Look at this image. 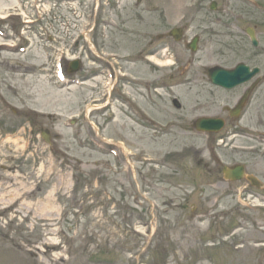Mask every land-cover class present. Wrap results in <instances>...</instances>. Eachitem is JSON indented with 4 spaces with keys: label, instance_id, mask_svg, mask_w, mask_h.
<instances>
[{
    "label": "rangeland",
    "instance_id": "rangeland-1",
    "mask_svg": "<svg viewBox=\"0 0 264 264\" xmlns=\"http://www.w3.org/2000/svg\"><path fill=\"white\" fill-rule=\"evenodd\" d=\"M63 1L19 0L16 6L3 0L0 9L5 17L0 19V233L12 239L0 259L13 264H264V244L258 243L264 240V208L252 212L227 196L220 209L235 205L237 215L210 219L200 207L205 199L201 184L192 186L186 176L190 185L185 189L177 179L172 185L148 184L144 178L150 167L144 158L179 151L181 144L172 137H151L147 123L136 128L134 116L112 98L105 109L99 108L105 91L112 89V94L126 92L146 112L170 122L178 123L184 114L185 122L204 114L224 117L215 106L234 101L244 87L214 92L201 74L207 67L245 62L259 66L264 80V0ZM213 2L214 13L208 10ZM183 16L185 42L201 37L197 53L174 44L178 64L185 50V66L193 77L185 80L193 82L185 86V110L175 107L174 97L183 104L180 90L166 99L156 93L150 97V86L171 69L148 60L155 35ZM249 27L256 30L257 48L246 33ZM151 56L168 64L169 50ZM75 59L80 67L71 75L68 69ZM104 63L117 66L111 82L100 75L67 86L73 78L101 70ZM208 102L212 107L207 109ZM88 109L95 117L78 116H86ZM89 121L105 139L124 140L133 152L148 150L139 154L141 164L129 154L123 161L119 150L110 155ZM234 125L246 133L264 131V86ZM181 127L173 133L180 135ZM232 142L233 147L231 142L224 147L226 155L251 147L247 157L263 168L261 144L241 137ZM202 144L200 138L185 139V147ZM187 162L190 177L196 176L193 158ZM159 169L158 176L168 173ZM137 192L147 196L146 209L160 206L153 211L152 236L150 227L142 225L149 210L135 206Z\"/></svg>",
    "mask_w": 264,
    "mask_h": 264
},
{
    "label": "flooded vegetation",
    "instance_id": "flooded-vegetation-1",
    "mask_svg": "<svg viewBox=\"0 0 264 264\" xmlns=\"http://www.w3.org/2000/svg\"><path fill=\"white\" fill-rule=\"evenodd\" d=\"M183 31H185L184 25L181 27ZM165 41H169L171 38L169 35L162 34L160 35ZM173 51V50H171ZM176 52V51H174ZM169 75V76H168ZM168 75H163L160 77L159 82L153 84L154 90L160 89L162 94L164 95H171L172 89L175 88H182L183 91V99H184V110H185V50L182 57V64L178 65L176 67L171 68V73ZM205 77V75H204ZM182 78V81H178ZM181 82V83H180ZM211 87V86H210ZM212 88V87H211ZM215 91H221L220 89H214ZM245 92V91H244ZM243 92V94H244ZM233 102V103H232ZM232 102V104L224 103V106L219 103L218 106H215V109H217L215 112L222 111L225 113L226 116V128L230 127L229 130H222L217 133H209L207 135H204L202 137V147L198 146H187L185 147V135L189 136L195 133L194 127H195V118L193 117L190 120H187L188 122H185V114L178 119V123L170 122L169 119H159L155 117L154 122H156L160 126V130H162L164 133L157 134L156 138H166V137H172L174 138L173 143H180L181 149L179 151H169L164 154H161V156L155 157V161H157V164L149 163L148 166L150 167L148 177H145L144 179L148 181V184H151L152 186L157 185L159 183H166L170 182V185L174 184V182H181L182 186L185 189V184L187 182L186 177L190 178L192 180L191 185H198L201 184V195L204 196V204L200 206L203 210V213L207 214L208 216L212 218H220L222 216H228L230 212H225L220 209L221 207V201L223 196H230L235 197L237 188L232 187V185H236L235 183H232L231 181L226 180L223 177V167L222 161L225 162V164L228 165H235L237 161L242 162L246 164L245 171L247 174L256 176L262 183V188H258L256 185H253L251 181L244 179V182L247 186V193L253 195L256 194V196L264 195V166L261 169H255L256 166H258L257 163L252 164V161L250 158H248L247 151H237L234 150V152H230V156L226 155L224 153V147L228 146L231 142L232 147L233 142L232 138L235 136L233 135L234 130L231 129L232 124L234 123V117L231 116L229 106L233 107L236 104V99ZM211 103L208 102V106L205 108H210ZM202 116H212V117H222L221 115H202ZM173 121V120H172ZM182 125V127H181ZM181 127L182 131L179 135L178 133H169L168 130L165 128H173L175 130L176 127ZM264 133V132H263ZM202 134V133H201ZM224 138V140H223ZM236 142V141H234ZM224 143V145H222ZM193 147V148H192ZM236 147V146H235ZM192 148V150H187ZM250 148V147H248ZM192 153V155H186V152ZM232 154V155H231ZM193 158V163L195 166L193 174H197L196 176L190 177V166L187 165V159ZM230 160V161H229ZM262 161L264 163V155L262 158ZM143 162V161H142ZM139 164H141V161H139ZM159 168H163L168 170L166 174H160L158 176L157 171L160 170ZM186 176V177H185ZM191 182V181H190ZM189 182V183H190ZM229 185L227 189L223 191L222 185ZM199 186V185H198ZM160 207V206H159ZM158 208L154 209L158 211ZM153 210V211H154ZM152 217H154V213H152ZM0 253L2 252V249H6L7 244L10 242L9 239L11 237L8 234H2L0 233ZM5 240V241H3ZM20 244L17 245L19 247ZM21 247V245H20ZM0 264H10V263H4L3 259H0Z\"/></svg>",
    "mask_w": 264,
    "mask_h": 264
},
{
    "label": "water",
    "instance_id": "water-1",
    "mask_svg": "<svg viewBox=\"0 0 264 264\" xmlns=\"http://www.w3.org/2000/svg\"><path fill=\"white\" fill-rule=\"evenodd\" d=\"M248 32L251 34L254 43L257 45L253 31L249 30ZM77 68L78 65H74L72 71H75ZM258 72H259L258 68L254 69V71L251 72L248 66H246L245 64H239L234 70H226L220 67L213 68L210 70V75L212 76L213 80H215L217 83L234 87L236 85H239L243 82L250 80ZM199 125L200 127H205L211 130L214 128V126H218L217 128H221L223 126V122L221 120L205 119L202 120L201 123L199 122ZM239 171L241 170L236 169L234 171V173L237 174L236 178H240L241 176L239 174Z\"/></svg>",
    "mask_w": 264,
    "mask_h": 264
},
{
    "label": "bare ground",
    "instance_id": "bare-ground-1",
    "mask_svg": "<svg viewBox=\"0 0 264 264\" xmlns=\"http://www.w3.org/2000/svg\"><path fill=\"white\" fill-rule=\"evenodd\" d=\"M3 7H5L4 3H3V0H0V9H2ZM151 60L154 61L155 63L159 64V65H162V62H161L160 59H157V58L153 57V58H151ZM168 63H170V62H168ZM163 65H168V64H163ZM61 98H62V96H61ZM66 102H68V100H66Z\"/></svg>",
    "mask_w": 264,
    "mask_h": 264
}]
</instances>
